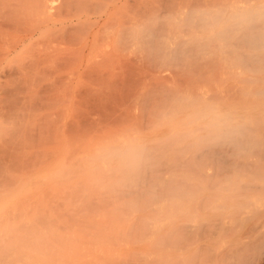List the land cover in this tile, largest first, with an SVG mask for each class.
I'll list each match as a JSON object with an SVG mask.
<instances>
[{"label":"bare ground","instance_id":"1","mask_svg":"<svg viewBox=\"0 0 264 264\" xmlns=\"http://www.w3.org/2000/svg\"><path fill=\"white\" fill-rule=\"evenodd\" d=\"M188 3L191 5L190 2ZM226 3L229 4V2ZM207 5L210 6V4ZM202 6L204 7V3ZM192 7L194 9V5ZM170 10L175 12L173 8ZM179 10L177 8V12ZM186 10L180 14L177 12L174 14V16L177 15L174 19L176 31L170 27L169 31L172 30L170 35L163 34L168 28L165 26V30L159 32L153 30L156 28H148V30L142 28L139 30L138 37L135 38V41L153 54L158 62L168 64L173 69L170 72L173 79L172 86L163 93L161 92L159 97L161 100H156L152 106L157 113L154 123L167 127V135L150 140L139 134L138 130L142 129H133L135 131L133 135L123 138L125 132L101 133L102 130L99 129L94 132H100L101 136L94 135V133V138L90 135L92 137L89 141L86 143L84 141V144L81 142V146L78 144L80 147L77 148V158L69 162L63 158L59 160L53 177L61 185V205L65 207L69 216L77 213V218L74 219L77 223V231L75 230L77 247L65 251L64 256L69 257L66 262L64 261L65 264L74 262L73 260H77V264H249L251 260L264 254V78L259 77L264 76V2L260 4L233 3L216 9ZM154 20L155 17L152 21ZM166 22L162 21V23ZM132 66L136 69L134 65ZM139 69L142 70V68ZM132 70L131 72L135 71ZM116 73L121 75L119 72ZM133 74L137 75L135 72ZM115 76L116 74H114L115 80L119 78ZM92 77L94 78V75ZM129 79L127 82H131ZM140 79L138 77L137 80L140 81ZM145 79L146 77L143 80ZM133 80L131 83L135 84L134 86L143 83V81L140 83L136 81L139 83L136 85V79L133 78ZM103 82L104 80L101 83ZM111 83L114 85V82ZM131 83H129L130 86H132ZM127 85L128 83L123 87ZM131 91L134 90L131 89ZM128 92L131 94L127 90V94L123 96L129 98L134 93L127 96ZM155 93L156 91L151 97L138 95L134 98V103L139 104L140 102L143 105L148 99H156L154 98ZM86 95L89 96L87 91ZM99 98L98 101H100ZM99 108L98 110H101V107ZM155 111L151 113L155 114ZM112 112L115 113V111ZM114 117L109 118L112 123L115 122ZM86 118L90 120L87 115ZM102 119L101 127L103 128L108 117L105 122ZM123 119L125 120L126 117ZM117 120L118 118L116 123ZM87 121L86 119L85 122ZM121 123L123 125L124 121ZM89 125H86L87 128H90ZM84 126L82 129L85 128ZM137 126H139V121ZM77 128V130L81 129L79 126ZM80 131L78 136H81L85 130ZM85 133L83 134L86 135ZM69 137L71 135L67 138ZM72 145L74 146V143L71 147ZM126 145L131 146V151L117 152L115 150ZM66 152L65 149L64 153ZM64 153V157L70 154L68 152L66 156ZM26 164L29 165V163ZM0 181L3 180L0 179ZM8 181L12 180H4L5 185ZM7 189L10 191V188ZM15 190L13 197L7 199L6 202H0V211L2 207L9 204L16 206L19 203L21 192L20 189ZM27 199L25 203L34 205L33 200ZM30 204L27 206L29 207ZM19 207L22 208L20 204ZM35 211L40 210L38 208ZM19 215L23 216L22 213ZM48 215L51 216V214ZM16 216H11V219L9 216L8 220L14 219L13 223H15V218L19 217ZM36 216L39 219V214ZM37 218L34 217L33 220ZM72 218L69 217L75 223ZM45 219H42L43 223L49 224L50 220L52 224L57 223L53 219L44 221ZM33 220L30 219L32 222L30 224L33 226L31 229L34 230V227H37L33 225L35 222ZM43 223L39 222L40 225ZM47 224L42 225L45 230L52 227L49 224L51 227L47 228ZM64 225H59V227ZM6 229H8L7 226ZM31 229L28 230L34 234ZM37 229L34 230L35 234L40 231L38 229L37 232ZM68 229L69 227L67 231ZM57 230L52 233L57 235ZM18 231L21 233L20 230ZM40 232L43 233L40 235L43 238L46 232ZM26 233V235L29 234L27 231ZM26 235L24 239H27ZM12 236L15 235L10 233L11 238ZM35 236L38 239L37 235ZM32 237L31 235L28 239ZM19 238L22 237L19 236ZM23 238L19 241L20 244L17 242L18 247H21L23 241L24 244L28 241ZM54 239H56L55 243L57 241L58 244H63L62 241L58 242L56 237ZM40 240L42 242V239ZM10 241L9 244H12L14 239ZM30 242L32 243V240L27 244ZM44 243L47 244L49 241ZM14 244L12 246H15ZM27 244L26 246L30 248ZM37 244L33 242L32 245L34 247ZM48 245L50 243L46 246ZM12 246L5 247L4 250L9 249L8 252L11 254ZM53 246L50 248H56ZM41 248H45V245ZM41 248L37 250L40 251ZM37 250L34 251L37 252ZM48 251L47 254L44 253L45 256L50 254ZM2 254L1 259L7 257L9 253L6 252L4 255L3 251ZM21 256L17 258L21 259ZM3 261L2 259L0 263ZM12 261L18 262L19 260L10 259L9 263L13 264ZM20 263L23 264V262ZM34 263L36 264V260ZM46 263L48 264L47 260Z\"/></svg>","mask_w":264,"mask_h":264},{"label":"rangeland","instance_id":"2","mask_svg":"<svg viewBox=\"0 0 264 264\" xmlns=\"http://www.w3.org/2000/svg\"><path fill=\"white\" fill-rule=\"evenodd\" d=\"M232 1L233 0H0V179L3 180L0 181V202H6L7 199L13 197L15 189H20L21 192L19 197L20 201L16 206H10L9 204V207H2V210L0 211V256H3V251L4 255L6 252L10 254V252H8L9 249L8 251H5L4 249L5 247L10 245L12 246L15 243V246H12L13 248H11L13 251L10 249L12 251L11 254H8L7 257L2 258L4 260L3 262H6H1L0 264H8L10 259L19 260L18 262L12 261L13 264H22L20 262H23V264H35V260L36 264H45L46 260L48 261V264H52L53 262V264H65L64 261L66 262V260L69 258L66 257L67 255L64 256L65 251L69 250L70 248L77 247V233L75 232V230L77 231V223L74 220L77 218V213L76 215L71 214L69 216L67 210H65V207H62V196L60 191L61 185L59 182H57L58 180L53 177V174H55L57 165L61 158L66 159V162L77 158V148L81 146V142L84 144V141L85 143L89 141L92 137L90 135L95 133L94 135L101 136L102 132L105 133L107 131H109L110 134L125 132L123 137L125 138L127 136L133 135L135 132L133 129H142L140 131L138 130L139 134L144 136V138L147 137L150 140L162 138L163 136L167 135V127L154 123V120L157 118V113L154 107L152 108V106H154V102H156V100H161L159 99L161 94L167 90V88L172 86L173 79L170 72L173 69L168 64L164 65L162 62H158L153 54L143 48L142 44H140L138 41H135V38L138 37L139 30L142 28L147 30L148 28H156L153 30L159 32L164 31L165 26H168L163 34L170 35L172 30L176 31L174 19L177 17V15L174 16V14H180L186 9L188 11H196L198 8L199 10L209 8L216 9L221 8L222 5L224 7L232 5L233 3L251 2L253 4H260L264 2V0ZM188 2H190L191 5ZM200 2L204 3V7H201L202 3ZM226 2H229V4ZM187 3L188 5L186 6L189 7L194 5V9L193 7L189 9V7L187 8L184 6V4ZM195 4L198 5V8H195ZM207 4H210V6ZM169 6H171L170 8H173L175 12L170 10V8H168L169 10L166 9ZM177 8L180 9L178 12ZM155 11L156 13H154ZM170 12L171 14H169ZM169 15L171 16L169 17ZM142 17L146 18V20L142 21V19H144ZM154 17L155 22L152 21ZM162 21H167L168 24L167 22L162 23ZM169 28L172 30L169 31ZM146 53H148V56ZM142 63L144 64V67ZM128 64L130 68H133L132 65H134L137 70L133 68L135 70L134 71L131 68L128 71ZM92 67L94 71L92 70ZM146 67H148L149 70L146 69ZM139 68H142V70ZM131 70L134 71L138 76H134V72H131ZM116 72H119L121 75L119 76V74ZM87 73L92 75L89 76ZM128 73L129 76L132 73L131 76L134 77H129ZM114 74H116L117 77L119 76V78L115 76L117 78L115 80ZM158 74H161L162 77H160L161 75ZM93 75L94 78H97L94 79L92 77ZM147 75L150 77H147ZM126 76H128L127 80ZM138 77L141 78L140 81L137 80ZM145 77L146 79L143 80ZM259 77L264 78V76ZM129 78L131 79V82L134 81V78L136 79L135 82L139 81L140 83L143 81V83L139 84L136 82V85L139 84L140 87L134 86L135 84L131 83L130 81L127 82ZM99 79H101V81H99ZM103 80L106 83L108 81L109 82L107 84L103 82V84L101 83ZM111 82H114V85ZM127 83L129 86V83H131L134 88H131L132 86L129 87L128 85L123 87V85H126ZM160 83L163 86L160 85ZM102 85H104L105 88ZM99 86L101 87L99 88ZM112 87L114 91L111 89ZM131 89L134 91H131ZM104 90L107 91L105 92ZM127 90L131 93L129 94L128 92L127 96L132 95L134 92L129 98H126L125 96L127 94ZM86 91L89 96L86 95ZM154 91H156L154 97L156 99H148L145 101V103H149H144L143 105H141L140 102H138L139 104L134 103V98L138 97V95H147V97H151L154 94ZM90 92L92 96H90ZM103 92L107 94L105 97ZM120 92H122V95H120ZM123 94H125V97ZM93 96L94 99H92ZM117 97L119 98V101ZM98 98L100 101H98ZM102 98L105 99V101H103ZM95 99L96 101H94ZM79 100H83V104ZM99 107H101V110H98L100 109ZM96 109L100 112V114H98L99 112ZM112 111H115V113ZM153 111H155V114L151 113ZM109 112H112L113 114ZM86 115L90 118V120L86 118ZM116 115L118 117H114ZM129 116L133 120L128 118ZM98 117H101V119L103 118L104 122L108 117L107 120L110 124L106 120L107 123L105 122V125L102 128L101 124L103 125V121H101V119L99 120ZM112 117L115 118L113 119L115 121H113L114 123H112V120H109V118L112 119ZM125 117L126 121L127 119H130V121L126 122L123 119ZM117 118L118 120L116 123ZM86 119L88 120L87 122H85ZM121 121L126 123L121 125ZM138 121L139 126H137ZM90 122L91 124L93 123L94 126L91 125ZM85 124L87 126L90 124V128H87ZM78 126L81 127V129L79 128V130H77ZM82 126L85 128L82 129ZM99 129L100 131L102 130L101 133L98 131L94 132ZM80 130H85L84 132H86V135H84L83 132L81 134V136L83 135L82 137L78 136L80 135L79 133H81ZM32 133L33 136H31ZM70 135L71 137L68 139L67 137ZM34 136L36 137L34 138ZM84 136L86 138H84ZM64 140H66L67 143ZM73 143L74 146H72L75 149L71 147V144ZM67 144L70 145L68 146ZM78 144H80V146ZM65 149L67 151L66 153H64ZM68 152L70 154L73 153L72 156L70 154L67 156L66 154H68ZM63 153L67 157H64ZM26 160L28 162H26ZM44 160L46 162H44ZM26 163H29V165ZM4 176L8 177H6V179H2ZM7 178L13 182L8 181V183H6L7 185H5L4 180H8ZM7 188H10V191ZM27 198L33 200L34 205L27 202L25 203V199L28 201ZM19 204L22 206V208L19 207ZM27 204H30L33 210H31L32 208L30 206L28 207ZM38 208L41 212L35 211ZM17 210L19 211L17 212ZM29 210L31 211L29 212ZM25 212H27L28 215ZM6 213H8V215L10 214V219L11 216L15 217L16 215L20 218L16 216L19 219L15 218L16 222L13 223L15 220L12 219L9 221V216H7ZM21 213L23 216L19 215ZM35 214H39L41 217L40 218L38 216L40 221ZM48 214H51V216ZM44 215H48L46 219V216ZM34 217L38 220L34 219L37 225L35 222L33 225H35L37 228L40 226L38 229L40 231L46 232L44 233L45 235H43L44 237L42 236L43 238L40 236L42 232L39 231L38 234H35L34 230L37 228L34 227V230L31 229L33 226L31 225L32 222L30 219L33 220ZM69 217L72 218L75 223L72 222ZM42 219H45L44 221L53 219L57 223L52 224L50 220L49 224L52 226L51 227L49 224H47V222H44V224ZM37 221L43 223V226H46L47 224V228H51H49V230L46 229V231L44 227H42V225H40ZM59 225L64 226L59 227ZM6 226L9 230L6 229ZM27 227L28 229H31V231L33 230L34 234H32L30 230L27 229ZM68 227L69 229L67 231ZM21 229H24L25 231L23 232ZM10 230L13 231L10 232ZM18 230H20L21 233H19ZM55 230H57V235L54 233V236L52 232ZM26 231L30 235H26ZM10 233L11 235L14 234L15 236H12L11 238ZM24 235H26L27 239L32 235L33 239H28V241L32 240V243L30 242V244H27L28 241H25L26 243L24 244L23 241L21 247H18L20 244L19 241L24 237ZM35 235H37L38 239H36ZM38 235L40 236V239H42V242ZM19 236L22 238H19ZM45 237H49L50 239L48 240V238ZM55 237L57 238L58 242L62 241L63 244L59 243V245L57 241L55 243ZM72 238L74 241L71 240ZM9 239H14V242L12 241V244H9V242H11ZM25 239L23 238V240ZM48 241L50 245L46 246L49 243L46 244L44 242ZM17 242H19V244ZM33 242L39 244L36 245L39 249L42 246L44 247V245L45 248H41L39 251L35 245L33 247ZM51 242L54 244V246ZM42 243L44 245H42ZM26 244L30 245L31 249L29 246L27 247ZM23 245L26 247L24 248ZM52 246L56 247L57 250L56 248H50ZM47 249L51 251H48ZM34 250H37V252ZM54 250L56 252H54ZM18 251L19 253H17ZM47 251L48 254L49 252L50 254L45 256L44 253ZM38 252L41 253L42 257L40 256V253L38 254ZM53 252L54 254L52 255ZM21 254L24 255L21 256ZM17 256H21V259L20 257L18 259ZM12 257H15V259H12ZM55 258L58 260L56 261ZM2 259L0 257V261ZM7 260L9 261L7 262ZM73 261L74 262L68 261V263L70 262L69 264H77V260ZM249 264H264V254L257 256L255 259L251 260Z\"/></svg>","mask_w":264,"mask_h":264},{"label":"clouds","instance_id":"3","mask_svg":"<svg viewBox=\"0 0 264 264\" xmlns=\"http://www.w3.org/2000/svg\"><path fill=\"white\" fill-rule=\"evenodd\" d=\"M117 152H121V151H131V146L130 145H126V146H122V147H118L117 149H115Z\"/></svg>","mask_w":264,"mask_h":264}]
</instances>
